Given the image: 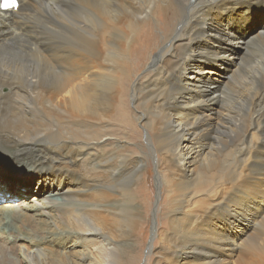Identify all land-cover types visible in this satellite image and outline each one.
Here are the masks:
<instances>
[{"label":"bare ground","instance_id":"bare-ground-1","mask_svg":"<svg viewBox=\"0 0 264 264\" xmlns=\"http://www.w3.org/2000/svg\"><path fill=\"white\" fill-rule=\"evenodd\" d=\"M262 3L19 0L0 9V156L26 169L0 171V264L139 261L136 207L124 196L141 161L101 152L112 123L138 131L137 121L164 157L168 180L158 166L157 176L170 191L165 236L146 260L229 264L237 250L264 251ZM237 45L244 51L232 67L225 56ZM219 65L231 72L228 105L213 76ZM218 102L216 119L208 103ZM216 141L217 156H229L204 159Z\"/></svg>","mask_w":264,"mask_h":264},{"label":"rangeland","instance_id":"rangeland-1","mask_svg":"<svg viewBox=\"0 0 264 264\" xmlns=\"http://www.w3.org/2000/svg\"><path fill=\"white\" fill-rule=\"evenodd\" d=\"M261 6L264 7V3H262ZM154 31L158 35L162 34L161 30H158V27L155 24H154ZM241 37L245 38V33L242 34ZM243 51L244 48L242 46L237 45L235 46V50L231 52L232 53L231 56L229 57L225 56L229 60L232 57V59L230 60L232 61V65L230 64V66L232 67L236 66L235 60H237L238 62V59L236 58ZM139 56L140 54L138 52L135 53L132 58V62L133 63L137 62L138 61L137 57ZM251 65H252L251 60L250 61L247 60V62H245L241 66V68L245 69L246 71L247 69L251 70L252 67ZM220 66L221 65H219L217 68L214 69L213 76L217 79V82L220 83V86L222 88L224 84H227L229 82L228 76L231 72L224 70L223 67ZM142 71L143 68L139 72H137L136 75H138ZM246 76H244L242 79H245ZM240 78L241 77L238 76L237 79L241 80ZM223 91H224V95L220 93V96L224 98V104L228 105L229 103H231V101H233V98L231 94H229L227 88L223 87ZM208 106H212L214 108L212 111L213 117L218 116V112L223 111L221 107V102H218L217 104L208 103ZM130 108L136 111V108L134 109L131 103H130ZM243 109H244L243 110L244 113H246L245 108ZM216 119H218V117H216ZM112 125L115 127L114 134L111 135V137H109L108 140L105 142L104 145L105 147L104 146L102 147L101 152L102 154L106 155L105 152L110 151L109 150L110 148H116L119 150L123 149L122 150L123 152H129V153L134 152V154H136L135 157L139 161H141L138 164V168L136 171L137 173L135 174L134 179H132L131 182L132 184L130 185L125 184L126 196H124V198L125 200H129L130 202L134 201V205L136 207L135 210V214H137L135 215L136 222L134 223L135 227L133 229L131 241H130L132 253L135 251H139L141 253V256L139 257V261H137L136 264H154L155 261L153 262L152 260L155 259V256L152 255V257L148 261L146 260V256L149 248L148 246L151 245L152 247L150 249V253L156 251V249L159 248L160 246L158 243L159 239L157 238L158 233L161 231L162 233L160 236L164 237L165 236L164 230H166L165 228H167L163 223L166 224L167 221L166 214L169 204L168 197L170 191L167 184L163 186L162 183H160L159 177L157 176V168L159 167V169L162 170L163 172L164 180H168L166 166L162 162L164 157L162 153L156 152L155 150L156 145L154 144L155 140L152 139L153 140L152 142L149 140L147 131L145 130V128H142L140 126V123L138 121L137 123H135L136 129L138 131H133L132 128L129 129L121 128L115 123H112ZM115 136H117V138L119 139L116 142H114V140L116 139ZM221 136H223L224 138L225 134ZM151 138H153V136H151ZM210 145L212 147V150H208V152L206 150L207 153L205 152L203 155L204 159L209 160L215 158L217 161H219L218 159H223L225 156H229V154H225L226 153L225 151H221V155L217 156L218 155L217 149L221 150L222 148V145L218 144L217 141L216 143L213 142L210 143ZM158 158H160L161 160L159 164L157 161ZM207 165H209V163ZM24 166L25 165L23 163L16 161L15 159H12V157L9 156L8 154L1 153L0 171H8L11 176L16 177V173H24L23 171L24 170L26 171ZM34 193H35L34 189H32V192L29 193L30 197H32V194ZM52 196L55 198L56 201L58 200V202H60V200H63L60 199L58 195H52ZM200 197L202 196L193 199L194 206H196L197 208L206 202V199ZM3 201L4 199L0 201V204ZM155 209H157V211L156 214L154 215ZM250 210L251 209H248V212ZM7 216L8 215L5 214L3 215V217H5V220H7L6 219ZM154 224H155V230L153 231ZM259 229L264 231V225H261ZM256 233L259 234V230H253L249 234L248 238L250 239H252L253 237L255 238ZM262 239H264V235H262L261 238L256 241H260ZM240 242L241 241H238V243ZM255 244L257 243L255 242ZM263 259H264V251H259L256 254H248V253H244L243 250L242 251L237 250V252L229 258V264H250V263L253 264V262Z\"/></svg>","mask_w":264,"mask_h":264},{"label":"snow or ice","instance_id":"snow-or-ice-1","mask_svg":"<svg viewBox=\"0 0 264 264\" xmlns=\"http://www.w3.org/2000/svg\"><path fill=\"white\" fill-rule=\"evenodd\" d=\"M17 0H0V8H15L17 7Z\"/></svg>","mask_w":264,"mask_h":264}]
</instances>
